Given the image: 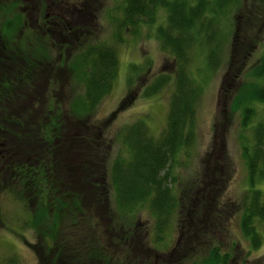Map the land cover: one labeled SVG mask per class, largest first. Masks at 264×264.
I'll return each mask as SVG.
<instances>
[{
    "label": "trees",
    "instance_id": "obj_1",
    "mask_svg": "<svg viewBox=\"0 0 264 264\" xmlns=\"http://www.w3.org/2000/svg\"><path fill=\"white\" fill-rule=\"evenodd\" d=\"M33 1L50 9L48 17H42L39 28L46 27L45 35L56 40L58 46L68 45L74 36L77 39L81 34L85 36L82 20L88 17L80 6L66 3V0ZM238 1L121 0V20L125 25L152 23L157 9H164L165 22L156 27V37L159 47L172 55L174 77L165 128L158 136L150 135L144 123L138 121L121 131L128 159L117 157L106 169L103 163V167L102 164L98 166L105 151L99 144L102 140L98 135L100 130L88 123L84 114L94 110L97 101L110 89L117 67L113 49L102 43L88 45L67 63V73L74 79L72 82L82 85V92H76L78 95H68L66 105L72 116L78 118L74 122L67 121L57 109V97L45 95L46 90L37 84L33 61L21 57L26 53L28 56L34 52L43 54V46L33 37L28 38L29 32L20 29V23L23 24L19 23L20 15H11L14 4H2L0 140L6 159L0 168V191L13 196L14 200L28 203L25 207L30 215L25 224L32 226L36 236L32 244L36 264H180L201 252V260L192 264H226L227 254L209 248L206 239L207 230L213 225L211 220L216 218L213 212L216 208L211 202L215 197L213 190L216 183L218 187L223 185V176L227 172L226 151L221 150L218 164L209 161L211 154L207 153L201 159V178L186 181L177 192L178 196L172 195L174 192L165 184L168 178L165 171L181 148H189L193 135L194 107L202 85L187 69L189 60L199 58L200 64L194 72L201 75L203 71V79L223 61V44H228L227 57L232 59L230 54L237 49L238 41L234 42V36L230 40L227 35L230 20L226 16ZM251 40L253 42H249L250 47L242 54L244 59L239 64L242 79L245 61L260 41L256 37ZM249 66L245 74L247 79L232 91L227 109L228 115L231 112L239 115L240 129H250L251 140L242 144L240 150L245 160L246 179L253 185L255 180L264 177V116L261 120L250 118L255 111L254 105L264 102V52ZM168 77L164 74L155 77L145 89L146 94L155 95L160 88H166L171 81ZM36 86L40 87L39 95H34ZM39 102H42L40 111L37 108ZM111 190L115 208L129 213L134 206L151 197L148 206L155 217L153 227L157 239L163 238L171 215L179 210L174 248L151 260L147 256L148 248L139 245L128 224L120 227L105 223L106 220L102 221L106 226L100 232L95 230L97 223L101 225L100 218L106 211H109V221L112 220L113 213L109 208L112 202L108 197ZM238 209L239 231L250 246L257 249L260 235L254 230V223H264L261 190L249 188L240 199L236 211ZM63 210L68 212L67 217ZM77 213L82 214L78 224L72 220ZM66 219L72 223L64 222ZM131 229L139 233V228L132 226Z\"/></svg>",
    "mask_w": 264,
    "mask_h": 264
},
{
    "label": "rangeland",
    "instance_id": "obj_2",
    "mask_svg": "<svg viewBox=\"0 0 264 264\" xmlns=\"http://www.w3.org/2000/svg\"><path fill=\"white\" fill-rule=\"evenodd\" d=\"M8 2L14 4L11 15H20L19 23L23 22L22 25L20 23V29L29 32L27 37L36 39L44 49L43 54L34 52L32 56H28L29 53H26L21 57L28 59L29 62L33 61L32 67L36 69L35 80L39 82L37 84L46 90L45 95L53 94L57 97V109L67 121L74 122L78 118L72 116V112L66 105L69 100L68 95L82 92V85L79 82H72L74 79L68 75L67 63L72 62L71 60L88 45L102 43L113 49L117 67L115 77L110 82V89L97 101L94 110L84 114L88 123L100 130L98 135L102 137V140L99 144L105 148L101 161L97 159L98 166L103 163L104 168H108L109 163L117 157L128 159L126 146L122 143L120 133L129 126L140 121L144 123L146 132L154 136H158L159 132L165 128L166 110L172 87L171 79L174 77V62L171 60L172 55L159 47L160 43L156 37V27L163 26L165 22L164 9H157L152 23L139 22L136 26H130V24H123L121 20V0H66V3L80 6L81 10L86 12L88 18L82 20L86 34L85 36L81 34L80 39L76 36L72 37L70 42H67L68 45L58 46L56 40L45 35L46 27L41 26V30L39 28L41 21L46 18V15L48 17L50 9L42 8L43 6L36 4L33 0H0V7ZM3 15L4 13H0V22L4 19ZM226 17L230 20L227 26H230L231 31L227 35L230 40L234 36V42L238 41L235 46L238 47L234 49V53L230 54L232 57L230 59L227 57L229 46L223 44V61L217 65L216 70L211 71L203 79H201L204 76L203 71L201 75L194 72L196 66L200 64L199 58L192 57L189 60L187 69L196 79L199 78L202 90L195 102L190 146L181 148L168 163L170 165L165 171L168 175L165 184L174 192L172 195L178 196L177 192L186 181L191 182L195 178H201V169H203L201 159L207 153L211 154L209 161L213 160L218 164L221 152L226 151L227 172L223 176L225 177L223 185L218 187L216 183L213 190L215 197L211 200L216 208L213 211L216 218L211 220L213 225L207 230L209 234H206L209 248L214 247L219 254H227L226 264H264V223L257 221L254 223V230L260 235V244L257 249L252 248L239 231L237 222L240 210L236 211L240 199L247 194L249 188L261 190L264 195V177L255 180L253 185L247 181L245 160L242 158L240 147L251 140L250 129L246 128L245 131L240 129L239 115L234 112L228 115L227 109L232 91L242 80L247 79L245 74L250 69L249 64L255 63L264 52V0H239L234 10ZM33 31H37L38 34ZM252 37L260 41L257 49L252 52L248 61H245V74L242 79L239 74V64L244 59L242 54L246 53L250 47L249 42H253ZM163 74L169 76L170 83L166 88H160L155 95H147L145 89L150 87L155 77ZM39 89L37 87L34 95ZM41 103L37 104L39 111ZM254 107L255 111L250 118L261 120L264 116V102L257 103ZM253 120L249 122V126L252 125ZM171 178L174 180L171 181ZM112 194L111 190L108 197L112 202L109 204L110 211L113 213L112 220L109 221V211H106L103 213L104 217H99L101 225L99 226V223L97 226L94 225L95 230L100 232L101 228L106 226L102 224V221L104 223L106 220L105 223L120 227L121 224L122 227L128 224L130 233L136 235L134 238L136 241L138 238L139 245H143L142 248L145 246L148 248L147 256L151 260L174 248L173 245L178 237L179 215L177 212L179 210H175L171 215L169 228L165 229L163 238L157 239L153 227L155 217L148 206L151 197L148 196L146 201L134 206L129 213L115 208ZM26 204L0 191V264H36L35 255L32 253V244L36 236L32 233V226L25 224V219L30 215L29 209L25 207ZM63 211L67 217L68 212ZM84 213L87 214V212ZM80 216L82 214L77 213L72 219L73 222L78 224L81 221ZM66 220L64 222L72 223ZM132 226L139 228V233H134ZM207 226L205 222V227ZM202 255V252L200 255L195 253L179 263H195L201 260Z\"/></svg>",
    "mask_w": 264,
    "mask_h": 264
},
{
    "label": "flooded vegetation",
    "instance_id": "obj_3",
    "mask_svg": "<svg viewBox=\"0 0 264 264\" xmlns=\"http://www.w3.org/2000/svg\"><path fill=\"white\" fill-rule=\"evenodd\" d=\"M36 21H38V20L36 19ZM3 145H4L3 142H1V140H0V168H2L4 166V162H5L4 160L6 159V158H3L4 156H6V154L1 150V148H3Z\"/></svg>",
    "mask_w": 264,
    "mask_h": 264
}]
</instances>
